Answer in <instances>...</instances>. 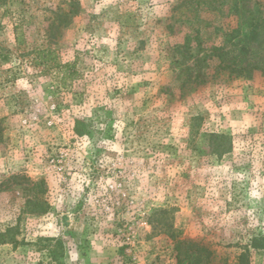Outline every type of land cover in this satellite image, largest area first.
I'll return each instance as SVG.
<instances>
[{"label":"rangeland","instance_id":"1","mask_svg":"<svg viewBox=\"0 0 264 264\" xmlns=\"http://www.w3.org/2000/svg\"><path fill=\"white\" fill-rule=\"evenodd\" d=\"M261 62L264 0H0V264H264Z\"/></svg>","mask_w":264,"mask_h":264},{"label":"trees","instance_id":"2","mask_svg":"<svg viewBox=\"0 0 264 264\" xmlns=\"http://www.w3.org/2000/svg\"><path fill=\"white\" fill-rule=\"evenodd\" d=\"M48 52H50V51H48ZM42 53H44V51ZM225 69L228 70L230 75H233L236 78L251 79V78H253L255 72H261L264 75V62H261V64H259V65L248 64L246 66H242V65H238V64H232V65L226 66ZM47 208H48L47 205L45 208L44 204H40L38 206V210H36L37 211L36 213L39 215H44L47 211L46 210ZM41 241L45 242V245L43 248L47 249L48 256L50 257V259H52V260L56 259L57 260V255L59 253L60 244H58L54 239H49V238L41 239ZM53 242H54V244H53ZM182 246H185L187 248V250H191L194 247H196V248L199 247L198 245L191 243V242L177 241L176 249L178 251L181 250ZM200 251H205V248H203V247H201L200 249L198 248L196 250V253H199ZM179 254H181V251L179 252Z\"/></svg>","mask_w":264,"mask_h":264}]
</instances>
